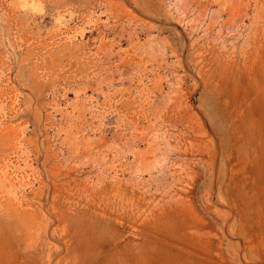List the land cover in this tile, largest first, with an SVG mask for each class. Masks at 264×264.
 Masks as SVG:
<instances>
[{"label": "rangeland", "instance_id": "374dc122", "mask_svg": "<svg viewBox=\"0 0 264 264\" xmlns=\"http://www.w3.org/2000/svg\"><path fill=\"white\" fill-rule=\"evenodd\" d=\"M0 264H264V0H0Z\"/></svg>", "mask_w": 264, "mask_h": 264}]
</instances>
